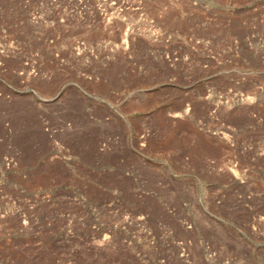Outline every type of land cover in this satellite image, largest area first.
<instances>
[{"label":"rangeland","instance_id":"1","mask_svg":"<svg viewBox=\"0 0 264 264\" xmlns=\"http://www.w3.org/2000/svg\"><path fill=\"white\" fill-rule=\"evenodd\" d=\"M207 245L264 264V0H0V264Z\"/></svg>","mask_w":264,"mask_h":264},{"label":"built area","instance_id":"2","mask_svg":"<svg viewBox=\"0 0 264 264\" xmlns=\"http://www.w3.org/2000/svg\"><path fill=\"white\" fill-rule=\"evenodd\" d=\"M184 224L186 225L187 228L191 229L193 227L192 223L185 221ZM206 260L208 263L212 264L218 260V253L213 250L209 245L206 247ZM231 258L227 257L222 264H232Z\"/></svg>","mask_w":264,"mask_h":264}]
</instances>
